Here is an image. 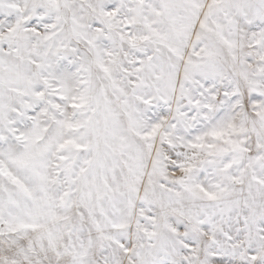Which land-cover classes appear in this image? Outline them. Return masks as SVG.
Here are the masks:
<instances>
[{
	"label": "snow or ice",
	"instance_id": "obj_1",
	"mask_svg": "<svg viewBox=\"0 0 264 264\" xmlns=\"http://www.w3.org/2000/svg\"><path fill=\"white\" fill-rule=\"evenodd\" d=\"M0 264H264V0H0Z\"/></svg>",
	"mask_w": 264,
	"mask_h": 264
}]
</instances>
